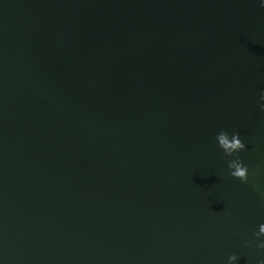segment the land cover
Returning a JSON list of instances; mask_svg holds the SVG:
<instances>
[{
	"label": "water",
	"instance_id": "95a60500",
	"mask_svg": "<svg viewBox=\"0 0 264 264\" xmlns=\"http://www.w3.org/2000/svg\"><path fill=\"white\" fill-rule=\"evenodd\" d=\"M0 264H264V0H0Z\"/></svg>",
	"mask_w": 264,
	"mask_h": 264
}]
</instances>
